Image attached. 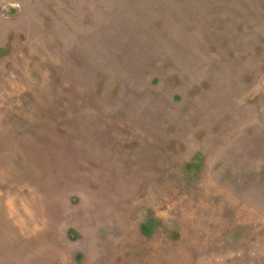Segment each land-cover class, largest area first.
<instances>
[{
    "label": "rangeland",
    "instance_id": "rangeland-1",
    "mask_svg": "<svg viewBox=\"0 0 264 264\" xmlns=\"http://www.w3.org/2000/svg\"><path fill=\"white\" fill-rule=\"evenodd\" d=\"M0 264H264V0H0Z\"/></svg>",
    "mask_w": 264,
    "mask_h": 264
}]
</instances>
